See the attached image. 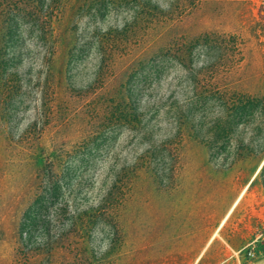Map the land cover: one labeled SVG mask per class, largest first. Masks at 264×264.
Listing matches in <instances>:
<instances>
[{
	"label": "rangeland",
	"instance_id": "1",
	"mask_svg": "<svg viewBox=\"0 0 264 264\" xmlns=\"http://www.w3.org/2000/svg\"><path fill=\"white\" fill-rule=\"evenodd\" d=\"M184 5L10 2L0 264H264V0Z\"/></svg>",
	"mask_w": 264,
	"mask_h": 264
},
{
	"label": "trees",
	"instance_id": "2",
	"mask_svg": "<svg viewBox=\"0 0 264 264\" xmlns=\"http://www.w3.org/2000/svg\"><path fill=\"white\" fill-rule=\"evenodd\" d=\"M15 1V3H23L27 5L29 9H32L30 12V15H33L36 17V21L41 23L40 27L38 29V33H40L41 37L44 35L43 30L44 27H46L49 30L53 29V24H58L62 18H63V12L64 4L69 0H0V23H1V29H2V35L3 37H11L13 35V32L16 29V23L17 19L15 15L10 16V2ZM185 2L184 5V12L185 9L188 10L192 5H194L195 0H182ZM14 6L16 4H13ZM29 15V16H30ZM181 14H177V17H180ZM168 22H170L169 25H171L175 19L166 18ZM177 19V18H176ZM166 21V20H165ZM164 21V23H165ZM168 25V26H169ZM261 30H264V23L261 25ZM255 37H258L255 35ZM230 38L239 39V37L230 36ZM175 39V38H173ZM240 40V39H239ZM174 41H177L176 39ZM172 44V42H171ZM175 44V43H174ZM241 44V42H240ZM241 111L243 114H248L251 112H256L260 118V124L264 126V93L260 94L258 97H253L252 99L245 100V103L241 106ZM261 132V130H260ZM247 156L252 157L256 161H260L264 156V134L262 137L259 138V144L252 150H250L249 154ZM258 177L262 178L264 181V163L259 171ZM257 179L254 178L253 181L250 183L252 185ZM54 189V188H53ZM55 190V189H54ZM23 227L20 230V234L22 232Z\"/></svg>",
	"mask_w": 264,
	"mask_h": 264
},
{
	"label": "bare ground",
	"instance_id": "3",
	"mask_svg": "<svg viewBox=\"0 0 264 264\" xmlns=\"http://www.w3.org/2000/svg\"><path fill=\"white\" fill-rule=\"evenodd\" d=\"M236 201H237V200H236ZM236 201H235V203H236ZM235 203H234V204H235ZM233 206H234V205H233Z\"/></svg>",
	"mask_w": 264,
	"mask_h": 264
},
{
	"label": "built area",
	"instance_id": "4",
	"mask_svg": "<svg viewBox=\"0 0 264 264\" xmlns=\"http://www.w3.org/2000/svg\"><path fill=\"white\" fill-rule=\"evenodd\" d=\"M249 255H251V253H249Z\"/></svg>",
	"mask_w": 264,
	"mask_h": 264
}]
</instances>
